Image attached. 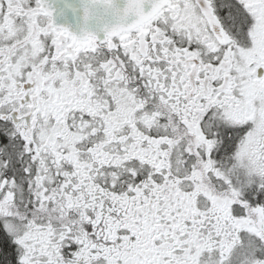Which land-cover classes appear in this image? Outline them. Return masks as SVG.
I'll use <instances>...</instances> for the list:
<instances>
[{
	"label": "snow or ice",
	"instance_id": "6c2138e0",
	"mask_svg": "<svg viewBox=\"0 0 264 264\" xmlns=\"http://www.w3.org/2000/svg\"><path fill=\"white\" fill-rule=\"evenodd\" d=\"M123 11L0 0V264H264V0Z\"/></svg>",
	"mask_w": 264,
	"mask_h": 264
},
{
	"label": "water",
	"instance_id": "95a60500",
	"mask_svg": "<svg viewBox=\"0 0 264 264\" xmlns=\"http://www.w3.org/2000/svg\"><path fill=\"white\" fill-rule=\"evenodd\" d=\"M46 3L55 24L80 35L103 34L118 24H128L135 19L131 14L124 15L127 0H111L109 4L103 0H46ZM144 9L148 11L150 4L146 3Z\"/></svg>",
	"mask_w": 264,
	"mask_h": 264
},
{
	"label": "flooded vegetation",
	"instance_id": "af4514ba",
	"mask_svg": "<svg viewBox=\"0 0 264 264\" xmlns=\"http://www.w3.org/2000/svg\"><path fill=\"white\" fill-rule=\"evenodd\" d=\"M73 33V32H72ZM73 34H75V33H73ZM76 35V34H75ZM79 36V35H78Z\"/></svg>",
	"mask_w": 264,
	"mask_h": 264
}]
</instances>
